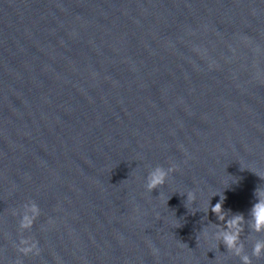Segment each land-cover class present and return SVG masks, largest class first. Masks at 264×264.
I'll return each instance as SVG.
<instances>
[{
    "label": "water",
    "instance_id": "obj_1",
    "mask_svg": "<svg viewBox=\"0 0 264 264\" xmlns=\"http://www.w3.org/2000/svg\"><path fill=\"white\" fill-rule=\"evenodd\" d=\"M255 172L264 0H0V264H264Z\"/></svg>",
    "mask_w": 264,
    "mask_h": 264
},
{
    "label": "clouds",
    "instance_id": "obj_2",
    "mask_svg": "<svg viewBox=\"0 0 264 264\" xmlns=\"http://www.w3.org/2000/svg\"><path fill=\"white\" fill-rule=\"evenodd\" d=\"M176 164H171L170 167L165 168L163 165H157L152 168L146 178L145 187L149 192H153L158 189L160 186L164 185L170 176V173H173L177 170ZM254 172V171H253ZM260 178L264 179V175H261L258 172H255ZM254 195L257 197V202L253 204L250 210L251 220L249 227L253 232L261 233L264 232V189L257 188L254 191ZM188 203H192L195 199V194L193 191H188L186 193ZM225 197H222L221 201L217 202L214 206L211 207L213 213L220 214L223 208L222 200ZM31 211L34 215H26L22 222V227L28 228L31 227L34 223L35 216L39 214V207L36 204L31 206ZM219 219L224 220V215H219ZM245 220L243 214H235L231 219L226 221L228 229H235V231H225L223 234V243L226 248L230 251L234 250L235 254L239 256L242 260V264H252L251 256H249L244 251V245L240 242L239 234L242 231V224ZM24 247L20 251L28 255L30 253L36 252L39 253L38 241L28 242L24 241ZM252 256L260 257L264 255V240H256L252 248Z\"/></svg>",
    "mask_w": 264,
    "mask_h": 264
}]
</instances>
